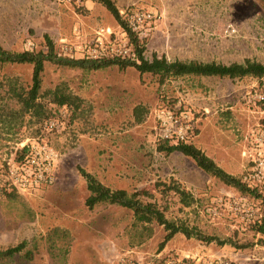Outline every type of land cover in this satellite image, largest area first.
Masks as SVG:
<instances>
[{
	"label": "rangeland",
	"instance_id": "1",
	"mask_svg": "<svg viewBox=\"0 0 264 264\" xmlns=\"http://www.w3.org/2000/svg\"><path fill=\"white\" fill-rule=\"evenodd\" d=\"M115 2L124 19L126 12L139 9L160 15L150 35L142 37L148 58L156 53L169 59L222 63L264 61V0ZM102 27L113 32L110 38L117 44L128 38L96 0H0V42L8 50L29 49L31 41L35 51H47L49 36L59 55L83 58L82 47ZM32 72L30 63L0 64V172L12 154H23L27 145L38 141L57 152L56 177L51 184L20 192L0 180V250L27 242L21 252L0 259V264H160L163 259L195 264L197 251L204 259L264 264V234L254 229L256 221L235 214L229 206L243 197V203L264 212V182L247 183L255 192L243 193L200 168L193 158L158 150L150 137L154 110L163 97H183L200 111L192 142L243 181L251 169L250 156L243 151L253 133L264 127V103L254 98L255 93H264V77L184 76L160 83L157 76L141 75L132 66L88 69L46 61L41 90L64 82L84 99L77 117L68 107L50 104L49 119L56 126L48 129L46 119L36 121L30 114L14 115L10 110L20 107L10 84L28 89ZM80 166L111 188L147 191L141 197L163 204L160 183L177 182L192 202L186 205L170 193L165 200L169 218L247 246L205 243L177 233L158 250L165 230L156 223L152 236L140 242L131 209L86 205L89 191ZM56 227L61 232L51 237Z\"/></svg>",
	"mask_w": 264,
	"mask_h": 264
},
{
	"label": "trees",
	"instance_id": "2",
	"mask_svg": "<svg viewBox=\"0 0 264 264\" xmlns=\"http://www.w3.org/2000/svg\"><path fill=\"white\" fill-rule=\"evenodd\" d=\"M104 5L107 10L114 16L119 25L126 31L129 38V44L132 47L133 55L130 57H101L97 59L91 58H75L64 55H59L55 51L54 42L46 36L47 51H35L34 47L22 51H12L3 47L0 42V64L2 63H30L33 65L32 83L28 89L19 88L16 85L10 84V92L12 97L20 104L19 109H10L14 115L30 114L35 117L36 121L48 120L53 114V108L50 104H54L57 108L68 107L74 116H78L82 111L84 99L74 94L66 83H60L52 89L42 91V74L45 69V62L51 61L59 65L81 67L88 69H99L109 65H118L124 69L128 66L136 68L141 75L150 73L157 76L160 83L166 80L176 79L184 76H206L220 77L230 79H241L246 76L255 78L264 77V61L245 58L243 61H233L230 63H222L217 61H200L196 59H169L165 55L159 56L153 54L151 58L145 55L146 45L139 34L131 29L126 19L123 18L121 11L115 0H96ZM166 99V96L163 97ZM170 99L175 97L169 96ZM263 104V103H262ZM264 105V104H263ZM10 113V111H9ZM2 120L3 117H2ZM45 120V122H46ZM160 151L167 153L179 151L186 156L193 158L197 165L210 173L217 176L226 184L238 188L243 193H254L255 187L249 186L240 178L227 172L213 158H211L203 149L197 147L193 142H161L157 145ZM21 153L16 155L20 158ZM80 174L86 181L89 195L86 198V205L92 209L101 203L115 204L133 212L132 226L136 230V235L140 238V242L149 238L154 233L153 223L163 226L165 235L159 243L158 250H162L165 245L177 234L183 233L187 238H196L205 243L216 242L220 245L227 243L237 245L230 238H220L215 235L204 234L195 226H190L184 221H177L167 216L168 209L167 200L170 193L179 195L180 200L189 205L192 202V196L177 182L160 183L159 190L163 203L157 199L146 200L141 197V194H149L147 191L129 192L123 188H111L100 181L94 174L87 171L84 167H78ZM254 229L258 233L264 234V212L261 219L254 222ZM61 230L56 227L52 231L53 235H59ZM27 242L23 241L17 245L9 246L0 250V259H9L21 252L26 247ZM246 247L247 245H237ZM172 260V259H169ZM168 260V261H169ZM167 260L163 259L160 264H168ZM171 264H188L185 260L174 259Z\"/></svg>",
	"mask_w": 264,
	"mask_h": 264
},
{
	"label": "built area",
	"instance_id": "3",
	"mask_svg": "<svg viewBox=\"0 0 264 264\" xmlns=\"http://www.w3.org/2000/svg\"><path fill=\"white\" fill-rule=\"evenodd\" d=\"M59 2L71 3L75 0H56ZM160 15L153 10H133L126 12V20L139 36L146 37L155 28ZM112 31L107 28H100L96 31L94 39L82 47L83 58L97 59L101 57H130L133 55L129 39L125 38L124 43L117 44L111 40ZM29 48L35 45L28 42ZM67 49V46L64 47ZM72 50V49H70ZM73 57V55H72ZM257 102L264 103V93H255ZM199 114L194 106L188 103L183 97L166 99L155 108L153 114V125L151 127V140L156 145L161 142H192L197 136L199 128ZM56 122L48 119L45 127L53 129ZM24 146V145H22ZM28 150L18 159L12 154L6 159L3 170L0 172V180L11 188L20 191H30L42 185L51 184L56 177V165L58 161L57 152L46 143L35 141L27 145ZM23 148V147H21ZM243 155L250 156V171L244 176L243 181L251 183L264 182V127L257 129L249 140V147L243 151ZM243 197L230 202V209L235 214H242L252 221L260 220L262 212L250 204L243 203ZM195 264H232L230 260L223 257L204 259L198 254L193 257ZM173 261L169 260L168 264Z\"/></svg>",
	"mask_w": 264,
	"mask_h": 264
},
{
	"label": "crops",
	"instance_id": "4",
	"mask_svg": "<svg viewBox=\"0 0 264 264\" xmlns=\"http://www.w3.org/2000/svg\"><path fill=\"white\" fill-rule=\"evenodd\" d=\"M202 77H205V76H202ZM197 254L200 255L201 254L200 251H197ZM200 256L204 257L203 255H200Z\"/></svg>",
	"mask_w": 264,
	"mask_h": 264
}]
</instances>
